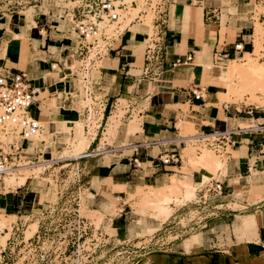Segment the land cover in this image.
<instances>
[{"label": "crops", "instance_id": "crops-1", "mask_svg": "<svg viewBox=\"0 0 264 264\" xmlns=\"http://www.w3.org/2000/svg\"><path fill=\"white\" fill-rule=\"evenodd\" d=\"M171 7L173 14L169 8L153 22L157 40L152 41L161 49L157 68L144 60L149 35L142 29L125 28L95 61L100 66L93 88L102 96L92 98L94 137L80 159L82 170L88 168L82 177L91 208L117 201L121 210L111 220L117 233L131 217L124 199L134 187L168 188L174 178L195 186L200 200L208 183L219 182L221 192L208 193L214 202L194 228L198 232L182 245L161 246L154 264H264V94L255 92L251 100L227 71L231 62L245 65V56L254 58L264 0H175ZM32 8L33 15L13 11L0 18V75L23 74L36 89L30 113L40 122L41 134L50 138L64 123L74 133V122L87 112L73 107L77 92L69 67L77 55L72 38L50 8ZM239 44L241 52L234 50ZM229 86L235 92L228 97ZM192 91L201 99L194 100ZM118 109L124 112L121 118ZM133 113L137 121L131 120ZM41 142L33 158L41 157L36 148ZM203 149L224 164H202ZM164 156L171 158L167 165L159 160ZM0 190V213L16 217L20 226L40 199L38 187L26 179L9 194H3L2 183Z\"/></svg>", "mask_w": 264, "mask_h": 264}, {"label": "rangeland", "instance_id": "rangeland-1", "mask_svg": "<svg viewBox=\"0 0 264 264\" xmlns=\"http://www.w3.org/2000/svg\"><path fill=\"white\" fill-rule=\"evenodd\" d=\"M79 1L0 0V18H8L13 11L33 15L35 11L32 7L35 5L41 6L43 11L50 8L53 11V18H57L61 28L70 34L73 42L71 51L75 52L80 40L74 30L73 18L76 15L75 8L81 4ZM174 1L113 0L116 12L119 14L118 20L114 23L99 24L97 34L89 37L88 42L92 43L96 39L98 43H101L103 37L116 38L115 36L122 33L125 28L131 31L142 29L151 37L150 39H153L156 33L153 22L159 19V14H166L169 8L173 14L171 5ZM261 11L262 9H259V12ZM60 15L63 21L59 19ZM136 18L140 22L137 23ZM224 19L225 17H222V22ZM131 22L139 25L131 26ZM155 40H157L156 37ZM263 43L262 25L256 24L254 58L246 56V62L253 60L258 63L262 57ZM72 61L69 72L75 78L74 86L77 92L72 95L73 107L82 112L88 106L91 112V107H94L93 109L97 107L92 98L102 96L93 88V82L97 79L95 68L100 64H95L94 61V65L91 66L90 98L84 94L85 83L79 71L78 58L74 57ZM260 64L264 66V63ZM241 91L249 94L251 100H255V92L264 94L259 89L258 83L252 92L242 86ZM117 115L121 118L124 112L118 109ZM84 120L86 118L81 116L79 121H75L74 133L65 123L58 124L55 135L50 138L40 133L27 148V152L32 154L35 144L40 140L44 141L36 146L37 150H41V157L36 158L38 162L34 165L30 164L29 167H23L15 173H13L14 169L10 174L0 177L5 195L29 179L38 187L40 196L31 216L22 218L20 226L15 225L16 217L0 213L2 221L0 223V264H144L145 262L154 264L156 260L154 254L162 255L159 251L161 246L182 245L185 238L198 232V229L194 230V228L202 225L207 208L214 199L206 193L205 209L202 210L199 197L197 193L195 194V186L181 184L176 190H168L166 198L162 201L163 211L156 207L157 201L153 197L145 201L137 192L128 191L124 203L130 205L131 217L127 219L123 229L117 233L111 228V220L118 216L121 210V207L117 206V201L112 200L103 205L98 203L97 208H91L92 195L85 187L77 200L69 188L74 184L75 178L78 175L84 176L88 169L85 167L82 170L81 163L84 159H79L85 156L84 151L94 137L93 130L96 126L94 112L92 111L87 122ZM131 120L137 121L136 113H133ZM84 123L85 126L88 125V133L84 130ZM118 125L121 124L116 122L115 127L117 128ZM109 136L111 134L105 138ZM81 139L84 140L83 143ZM79 143L82 144V148ZM79 155V158L76 157ZM33 157L34 154L27 160L32 161ZM216 157L224 164L220 156L216 155ZM207 181L208 179H205V182ZM82 182L85 183V180ZM141 190L147 193L146 195H151L152 188L145 191L141 186ZM179 230L183 232L180 233Z\"/></svg>", "mask_w": 264, "mask_h": 264}, {"label": "built area", "instance_id": "built-area-1", "mask_svg": "<svg viewBox=\"0 0 264 264\" xmlns=\"http://www.w3.org/2000/svg\"><path fill=\"white\" fill-rule=\"evenodd\" d=\"M79 2L81 4L75 8L76 15L73 18L74 30L80 40L75 54L79 62V71L83 75V82L85 83L84 94L86 97L91 98L89 87L91 66L94 61L100 59L108 51L111 42L114 40L112 37H103L101 43H98L96 39L91 43L88 42V38L97 33L99 24L113 23L118 20L119 14L116 12L113 0H80ZM261 24L264 32V18ZM151 44L146 48L144 60L150 68L153 67V63L154 67L157 68V64L161 62V49L156 46L157 41H151ZM91 50H94V54L93 58L89 60ZM234 50L241 52L242 46L240 44L235 45ZM261 55L260 60L264 61V44ZM176 63H179V60ZM146 71H149L148 67ZM36 95V89L31 87L25 75L19 73L0 75V177L9 174L18 164L38 162L36 158L28 161L27 159L32 155L26 153L29 143L37 137L40 131V122L30 113L31 107L36 102ZM191 95L194 100L201 99L199 93L192 91ZM86 112V120L88 121L91 116L88 106ZM84 130L88 133V125L84 127ZM226 133L222 135H226ZM218 137H220V134ZM159 160L163 165L171 162V158L167 156L160 157ZM82 181L83 177L78 175L74 184L69 188L77 197V200H79L84 188ZM221 190L222 185L219 182H210L205 187L206 193H217ZM199 201L202 210H204V195L201 196ZM260 246L264 249V240L260 243Z\"/></svg>", "mask_w": 264, "mask_h": 264}, {"label": "bare ground", "instance_id": "bare-ground-1", "mask_svg": "<svg viewBox=\"0 0 264 264\" xmlns=\"http://www.w3.org/2000/svg\"><path fill=\"white\" fill-rule=\"evenodd\" d=\"M118 36H119V34L116 35L115 37L117 38ZM111 37L113 38V40L116 39V38H114V36H111ZM150 38L151 37H149V39L147 40V43H146L147 46L152 45L151 44L152 39H150ZM93 54H94V50H91V53H90V56H89V60L93 58ZM89 60H87V61H89ZM245 60H247V59H245ZM228 67H229L228 70H227L228 71V76H229V79L231 81H232V79H234V80L238 79V81L240 83V86H242L243 88L247 89L250 92H252V89L255 88L256 84L258 83L259 84V89L264 92V66L262 64H258L257 62H255L253 60H249V61L246 62L245 65H241V64H238V63H235V62H231V64ZM239 83H237V84H239ZM227 88H228L227 89V94H226L227 96L229 94H232V93L234 94V92H235L234 87L229 86ZM226 95L225 96L223 95L221 98H223V99L228 98L229 96L227 97ZM40 130H41V126H40ZM39 134H40V131H39ZM183 134H187V131L183 130ZM80 141H81V143L84 142L83 139H81ZM81 145L82 144H80V147L82 148L83 146H81ZM28 148H29V146H28ZM27 150L28 149H26V153H28ZM28 154H30V153H28ZM76 157L79 158L80 155L76 156ZM200 161H201L202 164H205L207 167L208 166L209 167H212V166L221 167V164H222L221 161L216 157V155L213 152L208 151V150H204L203 151V154L201 155V160ZM45 162H47V161H45ZM30 164L31 163L18 164L17 166H15V168H14L15 170L13 169L14 170L13 173L18 171L19 169H22L23 167H27V166L29 167ZM34 164H32V165H34ZM179 182L176 179L173 178L171 180V185L168 188H159V189H153L152 188V191L150 192L151 195H146L147 193L142 192L141 186L134 187L133 190L130 191V192L131 193L132 192H137L138 194H140L142 196V199H144L145 201H147L148 199L153 197L157 201L156 202V207L160 211H163L164 208H163V205H162V201H164V199L166 198L167 191L168 190H176V189H178L179 186H181V184ZM187 186H189V185H187ZM174 193H176V192H174ZM1 222L2 221H1V216H0V223ZM144 264H149V262L148 263L145 262Z\"/></svg>", "mask_w": 264, "mask_h": 264}]
</instances>
